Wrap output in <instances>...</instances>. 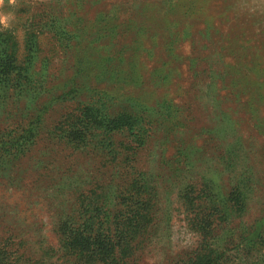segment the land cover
Instances as JSON below:
<instances>
[{
  "label": "rangeland",
  "instance_id": "rangeland-1",
  "mask_svg": "<svg viewBox=\"0 0 264 264\" xmlns=\"http://www.w3.org/2000/svg\"><path fill=\"white\" fill-rule=\"evenodd\" d=\"M0 12L12 13L0 35L30 76L0 89V249L12 262L75 264L58 248L57 224L80 193L115 186L120 165L53 134L66 113L99 99L146 129L130 163L153 178L159 200L132 264H174L198 247L181 197L190 185L238 189L243 212L213 243L230 264H264V225L262 241L248 236L264 221V0H5ZM30 128L25 153L3 151ZM247 242L259 250L246 252Z\"/></svg>",
  "mask_w": 264,
  "mask_h": 264
},
{
  "label": "trees",
  "instance_id": "trees-1",
  "mask_svg": "<svg viewBox=\"0 0 264 264\" xmlns=\"http://www.w3.org/2000/svg\"><path fill=\"white\" fill-rule=\"evenodd\" d=\"M21 67L16 63L13 45L0 35V89L8 91L14 82L16 85L19 82L20 89L25 85L23 81L30 80L28 69ZM142 121L140 116L127 112L112 117L107 104L98 99L66 113L54 129V138L59 143L77 150L99 152L105 160L103 164L120 165L115 186L100 185L80 193L70 214L57 224L58 248L63 257L71 258L75 264H132L136 251L147 242L155 227L159 200L155 182L130 163L134 147L145 142ZM24 132L25 135L6 145L3 151L25 153L37 133L31 128ZM125 132L131 136L130 144L117 143L115 136ZM218 195L205 187L196 190L191 185L181 195L188 208L190 226L200 240L195 250L174 264H230L226 248L213 242L219 234L224 236L220 240L227 241L229 230L222 229L239 218L244 201L235 188L226 195ZM262 224L264 221L257 223L248 236L262 241ZM251 244L247 242L246 252L259 250L255 247L259 243ZM10 254L0 249V264H16Z\"/></svg>",
  "mask_w": 264,
  "mask_h": 264
},
{
  "label": "clouds",
  "instance_id": "clouds-1",
  "mask_svg": "<svg viewBox=\"0 0 264 264\" xmlns=\"http://www.w3.org/2000/svg\"><path fill=\"white\" fill-rule=\"evenodd\" d=\"M10 7L15 6L17 0H7ZM5 6V0H0V9ZM13 19L12 13L0 12V28L8 29L10 27V21Z\"/></svg>",
  "mask_w": 264,
  "mask_h": 264
}]
</instances>
